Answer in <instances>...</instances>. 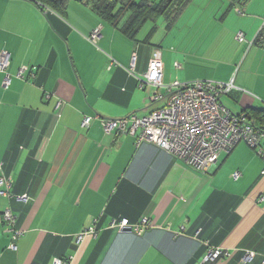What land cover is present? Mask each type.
<instances>
[{"label":"crops","instance_id":"obj_1","mask_svg":"<svg viewBox=\"0 0 264 264\" xmlns=\"http://www.w3.org/2000/svg\"><path fill=\"white\" fill-rule=\"evenodd\" d=\"M158 22L149 38L153 23L132 40L88 0H69L63 16L30 0H0V52L10 55L11 80L4 88L0 72V176L12 181L0 213L9 208L22 232L11 249L0 222V264L264 259V158L246 142L199 172L153 143L104 133L100 122L163 106L150 100L156 88H140L158 56L164 85L232 80L221 105L251 113L264 135V115L254 116L264 112V0H190L170 28ZM84 117L92 118L85 128ZM259 148L264 153V136ZM142 218L151 227L140 235L110 228ZM95 219L96 236L77 243ZM211 248L229 256L203 263ZM247 251L250 262L242 261Z\"/></svg>","mask_w":264,"mask_h":264},{"label":"built area","instance_id":"obj_2","mask_svg":"<svg viewBox=\"0 0 264 264\" xmlns=\"http://www.w3.org/2000/svg\"><path fill=\"white\" fill-rule=\"evenodd\" d=\"M97 35L98 32L94 31L89 39L94 41ZM237 40L244 42L243 34H238ZM9 62V53L1 51L0 72L5 73L2 81L4 88H7L11 81L6 73ZM21 74L22 70L17 76L21 77ZM162 76L163 65L160 58L158 56L151 58L143 75V81L140 82V88L147 85L156 88L150 100L152 103L163 100L165 101L163 106L143 116L132 114L121 119H100L104 133L131 136L136 144L143 141L153 143L199 172L208 171L218 161L220 154L229 153L240 141L246 142L257 155L264 158V153L259 148L264 135L255 127L254 120L246 113L234 115L220 103L221 96L234 89L232 80L227 83L195 81L164 85ZM160 89L165 93H161ZM60 106L61 103H58L57 109ZM91 120V117H84L81 126L88 127ZM239 176L238 172L232 174L233 179ZM11 184L10 177H0L1 197H10ZM17 200L25 201L26 198L18 197ZM0 222L3 223L6 233L10 235L9 248L14 249V242L22 232L16 229V218L9 208L0 213ZM96 224L97 219L90 227L78 233L76 242L81 243L86 237H95ZM150 227L151 222L147 218H142L135 224H131L128 219L113 220L110 223L111 229L121 232L129 229L136 235H140ZM228 256L227 252L219 248H211L204 256L203 263L225 259ZM254 256L253 252L247 251L242 261L250 262ZM53 264H67V262L55 259ZM260 264H264V259Z\"/></svg>","mask_w":264,"mask_h":264},{"label":"trees","instance_id":"obj_3","mask_svg":"<svg viewBox=\"0 0 264 264\" xmlns=\"http://www.w3.org/2000/svg\"><path fill=\"white\" fill-rule=\"evenodd\" d=\"M41 8L63 16L69 0H30ZM190 0H88L91 9L106 19L109 24L120 26V31L129 39L135 40L146 23H153L149 35L155 30L156 22L163 20L166 28L173 25L174 20ZM146 38V41H148ZM258 43L261 42L259 39ZM251 117V113L245 112ZM263 113L254 114L261 121ZM255 125V124H254ZM256 127V125H255ZM259 129V128H258ZM1 177V176H0ZM9 198V197H8ZM12 213V212H11ZM121 220V219H120Z\"/></svg>","mask_w":264,"mask_h":264},{"label":"rangeland","instance_id":"obj_4","mask_svg":"<svg viewBox=\"0 0 264 264\" xmlns=\"http://www.w3.org/2000/svg\"><path fill=\"white\" fill-rule=\"evenodd\" d=\"M159 21H161V20H159ZM156 23H159V22H156ZM150 24H151L150 22H148L147 24H145V26L143 27V30L142 31H145V29L148 28L150 26Z\"/></svg>","mask_w":264,"mask_h":264},{"label":"water","instance_id":"obj_5","mask_svg":"<svg viewBox=\"0 0 264 264\" xmlns=\"http://www.w3.org/2000/svg\"><path fill=\"white\" fill-rule=\"evenodd\" d=\"M124 231H129V232H130V230H129V229H124Z\"/></svg>","mask_w":264,"mask_h":264}]
</instances>
